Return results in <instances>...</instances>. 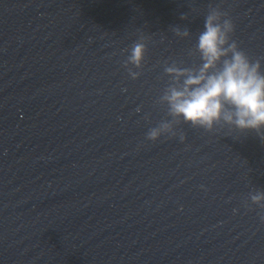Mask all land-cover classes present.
I'll return each instance as SVG.
<instances>
[{
  "label": "clouds",
  "instance_id": "obj_1",
  "mask_svg": "<svg viewBox=\"0 0 264 264\" xmlns=\"http://www.w3.org/2000/svg\"><path fill=\"white\" fill-rule=\"evenodd\" d=\"M234 30L227 12L210 7L195 50L189 53H198L201 63L194 67L165 63L164 73L170 81L157 102L168 106L171 119L150 128L146 133L148 141L177 136L174 125L181 120L207 131L223 120L241 131L256 132L264 141V71L260 59L252 60L231 38ZM173 32L182 39L192 35L186 27H174ZM143 40L141 37L131 46L124 62L132 79H137L140 72L133 71L129 65L136 69L143 67L147 51ZM179 139L183 142L186 136L180 133ZM249 198L262 210L260 220L264 223V191L250 193Z\"/></svg>",
  "mask_w": 264,
  "mask_h": 264
}]
</instances>
